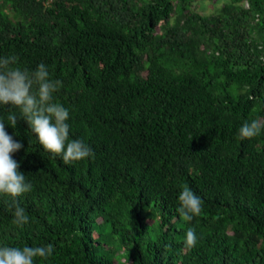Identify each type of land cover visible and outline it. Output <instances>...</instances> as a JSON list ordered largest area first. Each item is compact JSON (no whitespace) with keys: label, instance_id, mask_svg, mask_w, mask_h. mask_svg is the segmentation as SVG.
Segmentation results:
<instances>
[{"label":"trees","instance_id":"16d2710c","mask_svg":"<svg viewBox=\"0 0 264 264\" xmlns=\"http://www.w3.org/2000/svg\"><path fill=\"white\" fill-rule=\"evenodd\" d=\"M209 1L202 16L196 0H0V58L46 65L94 153L65 164L0 106L33 185L23 227L0 195V246L51 243L34 264H264V128L238 134L264 121V0ZM185 185L203 201L190 222Z\"/></svg>","mask_w":264,"mask_h":264},{"label":"clouds","instance_id":"9594fccd","mask_svg":"<svg viewBox=\"0 0 264 264\" xmlns=\"http://www.w3.org/2000/svg\"><path fill=\"white\" fill-rule=\"evenodd\" d=\"M60 87L61 81L49 78L44 63L29 71L18 66L14 55L0 58V106H7V124L15 128L18 117L23 118L44 151L61 156L65 164H70L94 156V153L83 141L69 138V124L66 122L69 112L54 98ZM262 128L264 121L253 120L245 122L238 134L241 139H251L258 136ZM21 148L22 144L7 133L5 121L0 117V195L12 198V223L17 227L26 225L29 216L15 198L33 188L12 157ZM178 200L176 211L184 222L201 215L203 201L189 186L183 187ZM184 244L189 250L197 245V235L191 227L186 231ZM53 252L51 243L35 247L0 246V264H34L37 258L46 260Z\"/></svg>","mask_w":264,"mask_h":264},{"label":"rangeland","instance_id":"374dc122","mask_svg":"<svg viewBox=\"0 0 264 264\" xmlns=\"http://www.w3.org/2000/svg\"><path fill=\"white\" fill-rule=\"evenodd\" d=\"M221 5V1L213 2L209 0H196L193 9L202 16H209L215 13ZM173 19L174 17L171 18V23L173 22Z\"/></svg>","mask_w":264,"mask_h":264}]
</instances>
